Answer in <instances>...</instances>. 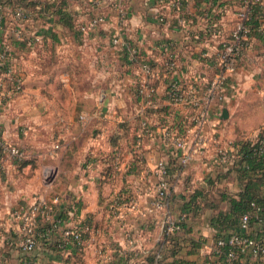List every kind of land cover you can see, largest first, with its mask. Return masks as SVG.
<instances>
[{"label":"crops","instance_id":"crops-1","mask_svg":"<svg viewBox=\"0 0 264 264\" xmlns=\"http://www.w3.org/2000/svg\"><path fill=\"white\" fill-rule=\"evenodd\" d=\"M122 1L127 9V19L122 29L127 43L125 47L112 42V35L120 27L121 21L117 10L108 0H70L64 10L72 15V26L59 19L57 13L25 22L22 27L25 36L34 32L42 35L41 41L34 46L17 42V27L12 12L9 8L0 9V47L4 41H12L11 63L24 78L23 89L0 105V128L3 138L20 144L27 156L32 158L21 167L14 158L0 155L2 264H20L29 254L20 247L12 210L19 204L38 198L54 201L56 196L57 210H66L68 214L61 226H73L81 220L94 223L103 230L98 238L104 240L112 259L107 260L97 254L93 244L85 248L71 246L59 251L41 241L32 253L38 264H140L153 258L157 251L165 255L167 240L162 229L164 211L151 208V201L154 197L153 187L158 180L156 163L162 157L167 161L170 158L158 145L157 139L146 140L142 156L135 146L136 141H133L138 124L135 113L141 99L133 86L139 62L132 61L128 47L138 49L150 61L161 62L165 54L160 43L171 40L174 48L180 52L184 74L190 72L191 78L193 73L204 69L195 60L203 44L186 37L187 29L180 22V17L189 18L206 8L212 10L220 3L229 6L227 18L231 19V11L236 5L234 0H188L180 12L166 9L167 20L161 22L157 18L161 7L157 0ZM29 9L35 10V7L30 6ZM101 10L107 14V20L93 31H84L82 27ZM259 40H255L253 55L260 52L261 56H256L255 63L244 66L245 71L251 74L244 89L248 83L253 84L264 69V46ZM191 56L193 66L187 69L185 65ZM50 57L63 61L67 69L64 73L74 76L70 75V82L76 81L78 66L87 65L83 67L89 70L92 86L83 91L70 85V82L63 83L61 78L64 73L52 75L45 68ZM53 81H58L59 88H55ZM157 85L158 108H150V114L159 132L169 121L167 115L175 107L170 105L167 98L166 84L158 79ZM227 108L230 117L233 109L231 105ZM83 114L88 116L86 121L82 119ZM54 115H57L55 119ZM24 128H28L26 134L23 133ZM127 130L131 131L130 136L125 134ZM118 132L123 133V137L115 139L114 135ZM55 142H59L58 148L54 147ZM117 150L121 151L122 160L115 168L113 159ZM174 158L176 168L170 175L169 210L175 218L182 217L183 195L208 185L210 178H219V186L232 195H238L242 189L243 182L233 167L227 176L218 177L220 172L228 169L208 166L200 159L177 169L180 166L179 158L177 155ZM52 161L63 163L64 169L62 165L60 168L54 165L56 170L50 180L45 169L47 165L51 166L49 162ZM261 188L264 192V183ZM130 195L140 197L137 207H131L129 199L125 201V197ZM115 197H119L117 208L125 213L122 220L111 208ZM76 201H80L78 209L74 207ZM222 205L228 207L227 203ZM213 209L211 206L201 208L197 217L187 218V230L178 233L181 245L178 255L196 264L207 263L192 241L211 240L217 236V229L210 221ZM250 230L253 234L264 235V224L259 220L252 222ZM129 236L135 239L136 246H140L137 247L140 250L137 256L134 255L135 246L129 241ZM246 262H251V259Z\"/></svg>","mask_w":264,"mask_h":264},{"label":"built area","instance_id":"built-area-1","mask_svg":"<svg viewBox=\"0 0 264 264\" xmlns=\"http://www.w3.org/2000/svg\"><path fill=\"white\" fill-rule=\"evenodd\" d=\"M108 1H111L117 10L121 21L120 27L112 35V42L116 46L125 47L127 43L123 38L122 29L127 19L126 6L122 0ZM187 1L157 0L161 6L157 13L158 20L161 22L167 20L166 9L182 11ZM234 3L236 6L231 11V19L227 18L229 6L220 3H217L220 6H215L212 10L206 8L189 18L180 17V22L187 29L186 37L203 44V47L197 51L198 56L196 55L195 60H198L204 69L193 73L191 78L190 72L184 74L180 52L174 48L175 45L171 40L160 43V48L165 54L161 62H153L144 57L139 61L138 73L133 80L136 94L141 99V105L135 113L138 121L135 127L137 138L135 146L139 155H144V143L150 138L157 139L158 145L166 151L165 155L168 152L177 155L179 162L184 166L200 159L208 166H221L226 170L233 167L239 159L240 143H237L235 139L224 138L223 130L226 120L222 117V113L225 107H229L239 98L247 78L251 75L245 71V64L251 65L252 62L255 63L257 57L261 56L260 52H256L255 55L253 53L255 40L260 39L259 35L264 34V0H234ZM258 7L259 12L256 11ZM0 9H3L1 1ZM29 17L30 15L21 5L14 8L13 19L19 25L15 29L17 37H23L22 26L24 21L30 20ZM254 19H258L259 22L256 24ZM106 20L107 14L101 12L92 17L82 29L87 32L93 31ZM188 25H190L189 28ZM27 38H29V44H33L41 41L42 35L34 32ZM259 41L264 46V37ZM128 49L132 60L140 54V51L134 47H128ZM11 57L12 45L8 41L0 47V105H3L5 100H9L16 92L21 91L24 85V78L11 63ZM192 58V56L189 57L186 62L187 69L193 66L190 62ZM262 70L264 78V69ZM61 79L63 83H69L71 78L66 72ZM158 79L166 84L167 98L170 105L175 107L167 115L169 121L161 127L159 132L150 114V108H158L156 104ZM8 80L13 83L11 88L7 87ZM176 109H179L178 113ZM87 118L86 114L82 115L83 120L86 121ZM27 130L28 128H24L23 133L26 134ZM250 138L243 140L256 143L255 151L264 154V122L257 129L255 137ZM59 146V142H55L54 147ZM0 155L4 158L22 159L27 156V152L20 144L3 138L0 128ZM121 160L122 153L117 150L113 166L118 167ZM155 173L158 175V180L153 187L154 197L151 208L164 211L163 234H174L181 230V224L180 219L173 217L169 210L171 170L165 157L157 161ZM118 198L112 199L111 208L122 220L125 213L117 208ZM125 198V201L130 200L131 207H137L140 203L139 196L130 195ZM56 200L58 196L54 201L38 198L29 203L19 204L12 210L20 236V247L30 254L38 246L40 236L59 234L63 242L73 238L81 248L93 244L97 254L107 260L112 259L111 253L108 254L106 250L104 240L98 238L103 234V230L94 223L81 220L73 226H61L59 218H56ZM251 216V211L244 212L240 216L237 228L214 239L204 240L196 248L207 262L206 264H264V236L251 232ZM259 221L262 219L259 218ZM45 223L50 226L42 229ZM128 238L134 243V255H139L140 250L137 247L140 246H136L134 238L130 236ZM60 246L64 247V243ZM250 259L251 262H246ZM30 263L31 261L27 258L20 261V264ZM142 263L150 264L148 261H142ZM153 264L171 263L164 257L162 251H157Z\"/></svg>","mask_w":264,"mask_h":264},{"label":"trees","instance_id":"trees-1","mask_svg":"<svg viewBox=\"0 0 264 264\" xmlns=\"http://www.w3.org/2000/svg\"><path fill=\"white\" fill-rule=\"evenodd\" d=\"M3 4V9L9 8L12 12L14 8L17 5H21L26 10V13L30 15V20H34V18H37L39 16L47 15L49 13H57L59 14L58 18L61 19L65 24L72 26V15H69L70 13H67L64 10V7L68 5L70 0H0ZM112 5V4H110ZM30 6L35 7V10L30 11ZM259 7L257 8V12H259ZM36 11V13H35ZM29 12H32L31 14ZM103 12L102 10L100 13ZM29 20V21H30ZM15 26L19 27L18 23L15 22V19H13ZM27 21H24V23ZM254 22L257 24L259 22L258 19H254ZM23 27V26H22ZM28 36H25L23 33V37H17L16 40L20 45H25L26 43L30 46H34L37 42L29 44V38ZM260 39L264 37V34L259 35ZM8 41H4L2 44L6 43ZM12 45V41H9ZM2 46V45H1ZM140 52L139 55L136 56V59L132 60L133 62L138 63L143 59V55ZM12 81H7V87L11 88ZM7 100H5L6 102ZM130 130L125 131L126 135L130 134ZM134 133V131H133ZM123 134V133H122ZM121 132H118L114 135L115 139L122 138L123 135ZM130 136V135H129ZM135 133L133 134V141L136 140ZM237 143H240V147L238 150V158L236 160L235 165H233V168L236 169L239 173V178L243 182L242 189L239 191L238 195H232L229 193L224 187L219 186V183L217 179H208V185H204L201 188H197L189 195H183V214L182 217H180V224H181V230L186 229L187 230V218L192 217L195 218L199 215L200 209L204 207H213V211L210 215V221L211 224L217 229V236L224 235L229 233L232 229H235L238 227L240 216L247 211L252 212L251 221L255 222L257 220L262 219V223L264 224V192L262 191V184L264 183V154L263 153H257L255 151L257 144L251 143L250 141H246L243 139L236 140ZM135 143V142H134ZM135 153V151H133ZM137 155V153H135ZM167 155H169L170 161H168V165L170 167V170L172 172L173 169L176 167L174 164V154L171 152H168ZM17 163L21 165V167L26 164L27 162H30L32 158H29L28 156L17 159L14 158ZM140 159V158H139ZM180 166H177L178 168H181V163L179 162ZM231 168L226 170L225 172H220L218 177L227 176V173H229ZM223 203H227L228 207H223ZM74 207L77 209L80 207V201H76L74 203ZM186 213V214H185ZM67 211L65 212L63 210H57L56 218H59L60 224H63L64 218H67ZM50 226V224L45 223L42 229H45L47 226ZM180 230V231H181ZM179 231H177L174 234H165L166 236V242L167 244L164 246L165 255L164 257L167 259L171 264H196V262L187 259L183 256L178 255V252L180 251L181 245L179 240ZM54 234V233H53ZM264 236V235H260ZM41 241L43 244L47 245L50 248L57 249L59 251H63L64 249H67L68 247L78 246L81 248L76 241L72 238L71 240L67 242H63L60 240L59 234L50 235L48 237H41L38 242V246L40 245ZM204 240H193L192 243L194 246L199 247ZM64 243V247L60 246V244ZM37 246V247H38ZM36 247V249H37ZM35 249V250H36ZM33 253V251H32ZM27 254L24 258H27L31 261L30 264H33V262H36L38 264V261L36 257L32 254ZM155 261V256L151 258L148 262L150 264H153ZM143 264V263H140Z\"/></svg>","mask_w":264,"mask_h":264},{"label":"rangeland","instance_id":"rangeland-1","mask_svg":"<svg viewBox=\"0 0 264 264\" xmlns=\"http://www.w3.org/2000/svg\"><path fill=\"white\" fill-rule=\"evenodd\" d=\"M49 59V62L45 64V68L48 69L49 73L52 75L62 74L67 70L65 69V65H63V61L59 58L54 59L53 57H50ZM83 66L87 65L82 64L80 68L78 66L79 71H76V81L73 82L74 80H72L70 85L82 88L81 90L84 91L92 86V82L89 78V70ZM78 74L80 75L78 76ZM70 75H72V73ZM52 84L56 86L55 88H59L58 81H53ZM231 108L233 109L232 115H230V117L224 122V138L226 140L254 138L257 129L264 122V78L262 73L255 79L253 84L248 83L247 88L243 89L239 98L231 104ZM56 117L57 115H54L53 118L55 119ZM49 165L51 166L47 165V167L51 168L50 175L56 170L54 165L59 168L62 165V168L64 169L63 163L58 161H52V163L49 162ZM52 178L53 176L50 177V180Z\"/></svg>","mask_w":264,"mask_h":264},{"label":"water","instance_id":"water-1","mask_svg":"<svg viewBox=\"0 0 264 264\" xmlns=\"http://www.w3.org/2000/svg\"><path fill=\"white\" fill-rule=\"evenodd\" d=\"M228 116H229V110H228L227 107H225V108L223 109L222 117H223V118H227ZM45 174H46L47 176L51 177V176H53L54 172L52 173V175H50V174H51V168H48V167H47V168L45 169Z\"/></svg>","mask_w":264,"mask_h":264}]
</instances>
